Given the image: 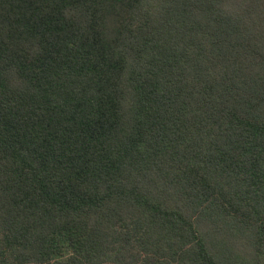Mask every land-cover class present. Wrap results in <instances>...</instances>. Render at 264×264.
Returning a JSON list of instances; mask_svg holds the SVG:
<instances>
[{
	"label": "trees",
	"instance_id": "trees-1",
	"mask_svg": "<svg viewBox=\"0 0 264 264\" xmlns=\"http://www.w3.org/2000/svg\"><path fill=\"white\" fill-rule=\"evenodd\" d=\"M0 264H264V0H0Z\"/></svg>",
	"mask_w": 264,
	"mask_h": 264
}]
</instances>
